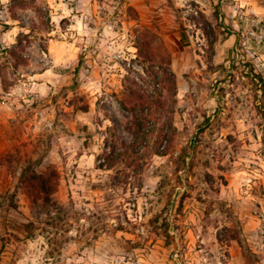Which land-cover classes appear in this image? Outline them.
<instances>
[{
  "label": "rangeland",
  "instance_id": "374dc122",
  "mask_svg": "<svg viewBox=\"0 0 264 264\" xmlns=\"http://www.w3.org/2000/svg\"><path fill=\"white\" fill-rule=\"evenodd\" d=\"M0 46V264H264V0H0Z\"/></svg>",
  "mask_w": 264,
  "mask_h": 264
},
{
  "label": "trees",
  "instance_id": "16d2710c",
  "mask_svg": "<svg viewBox=\"0 0 264 264\" xmlns=\"http://www.w3.org/2000/svg\"><path fill=\"white\" fill-rule=\"evenodd\" d=\"M8 27V25L5 26V28ZM159 67L161 68L163 78L170 85L172 96L175 97L176 84L173 72L168 66H164L163 62H159ZM133 110L134 108L132 109V111ZM151 116V111L145 116H138L136 114H133V122L131 123V127L129 128L133 137V142L130 144L124 143L125 149L123 150V152H119L115 158L108 159L109 167H112L115 163H117L120 156L128 155L129 153L137 155L141 152H147L148 150H151L153 154L159 156H163L166 154L167 149L171 143V130H173L172 125H169L170 132L168 129L164 133H162V131H159L157 133L155 138V144H157V146H155L154 144L150 145V136L155 132L152 129L146 128L145 122L150 119ZM40 163L41 160L26 162L18 178V186L24 188L27 194L35 196L42 195L45 199H48L50 195L54 193L58 185L57 174L54 171L46 172L44 174L37 173L35 169L40 165ZM100 167H102V164H100ZM15 196V192L13 194H10L9 196L10 203L14 206Z\"/></svg>",
  "mask_w": 264,
  "mask_h": 264
},
{
  "label": "crops",
  "instance_id": "0c3cea01",
  "mask_svg": "<svg viewBox=\"0 0 264 264\" xmlns=\"http://www.w3.org/2000/svg\"><path fill=\"white\" fill-rule=\"evenodd\" d=\"M67 45H69V46H70V45H72V43H67Z\"/></svg>",
  "mask_w": 264,
  "mask_h": 264
},
{
  "label": "water",
  "instance_id": "95a60500",
  "mask_svg": "<svg viewBox=\"0 0 264 264\" xmlns=\"http://www.w3.org/2000/svg\"><path fill=\"white\" fill-rule=\"evenodd\" d=\"M0 48H1V46H0Z\"/></svg>",
  "mask_w": 264,
  "mask_h": 264
}]
</instances>
